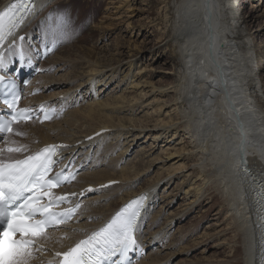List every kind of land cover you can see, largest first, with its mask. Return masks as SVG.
I'll return each instance as SVG.
<instances>
[{"label":"bare ground","instance_id":"1","mask_svg":"<svg viewBox=\"0 0 264 264\" xmlns=\"http://www.w3.org/2000/svg\"><path fill=\"white\" fill-rule=\"evenodd\" d=\"M66 1H68L67 8L72 10L75 17L78 8L76 0ZM8 2L9 0H0V8ZM41 2L42 0H37V4ZM104 3L106 6L101 7L103 15L97 22L96 28L91 27L81 36L72 29V31L68 30L63 40H71L73 44L63 47L44 62V67H47L53 61H68L74 67L71 79L77 83L60 90L43 92L32 99L33 103L48 100L52 103L65 104L64 101L69 97L73 99L82 90L86 92L96 89L97 84L111 82L116 76L123 79L134 77L130 86L133 89L129 91L133 90L135 95L110 96L101 102H96L90 97L91 99H88L90 104L81 111L67 112L60 122L55 120L42 125L20 124L19 126H24L27 134L25 137L15 139L27 144L31 151L51 143H71L72 147L65 149L64 155L66 159L74 156V161L84 169L83 163L75 156V152L82 146L103 147L102 154L107 157V155L112 156L118 147L116 145L123 139L124 149L119 153V156H122L125 149L135 146L136 141L144 134L148 133L147 138L151 137L155 141L164 143L169 136L179 135L183 131L187 140L182 141L185 144L181 149L192 157V163L183 166L184 170L190 168L187 176L192 182L185 194L189 195L188 200L191 195L193 197L189 202L182 203L179 213L188 214L194 208L200 207L204 202L202 197L205 196L209 203L217 201L221 204L218 212L227 213L225 217L228 221L227 228L232 232L229 243L230 253L225 263L261 264L259 242L264 235V211L258 207L261 201L257 191L259 186L251 187L250 182L260 179V172L264 170V65H260L264 57V43L256 41L259 27L264 25V6L260 10L254 8L247 16L240 0H105ZM58 4L55 0H51V4H46L39 14L30 18L33 22L22 31L27 35L25 39L27 49L30 47L29 41L38 43L42 38L49 40L46 38V31L51 21L48 19L47 10L52 5ZM134 9L142 12L140 17L138 16L137 23L130 19L137 15H131L125 20L128 14L125 16L122 14L127 10L133 12ZM108 10L110 11L107 12ZM258 11L261 13H256ZM210 16H212L211 24ZM259 18L261 20L255 24ZM110 19L119 21V24L127 22V29L131 28L132 33L138 28L149 29V37L152 36L149 40L153 43L149 48V57L162 60L161 64L164 65L163 71L167 78L164 86L149 91L162 94L160 106L151 113H146L148 117L156 115L153 120L146 116L143 119L126 116L131 114L136 116L140 110L138 104L148 94V91L143 93L146 84L142 83L141 79L152 76V73L147 70L148 67L141 68L140 63L144 60L142 46L133 47L136 51L133 49L123 51L116 47L112 52L106 47L96 46L97 40L107 35V32H113L109 27ZM147 38V35H144L140 43ZM93 42L94 44L91 45ZM133 71L135 72L133 76L132 74L128 76ZM42 79L47 81L49 78L43 75ZM41 86L40 83L36 85V87ZM43 88L47 89L45 84ZM140 88L143 89L137 93ZM114 103H121V106ZM65 106L68 108L67 105ZM30 124L37 127H32ZM52 130L55 133H51ZM102 130V135L91 141L86 139L94 136L95 133H101ZM35 140H38V143L35 144ZM150 146L152 148L153 143ZM146 150V147L140 149L142 155L121 167L120 172L116 169L118 161L114 163L115 159L104 169L89 172L86 167L79 174V179L67 187V191H81L89 186L96 187L113 181H118L119 184L112 192L110 191L111 195L106 193L104 195L103 192L101 196L94 198L90 193L84 200L86 203L80 215V218H86L82 219L84 222L81 223L79 218L80 223L77 226L70 225L64 230L52 232L55 240L49 246L55 250H62V247L70 245L83 236L85 231L95 229L102 224L124 203L149 190L146 200L148 208L143 210L141 220L143 225V220L151 215V204L156 200V197H153L156 191L154 184L159 185L164 180H168L169 183L177 173L169 172L164 178L158 176L157 180H149L151 185L144 184L136 190H130L133 179L153 166L152 158L146 157L144 152ZM245 162L249 169L247 185L242 181L240 173V168ZM178 168L180 166L175 169ZM121 179L130 185L126 192L123 191L124 187L120 189L123 186ZM119 189L121 197L116 198L119 193H112ZM109 196L114 198L106 202L105 198ZM165 197L167 198L161 204L159 213L151 218L152 224L158 214L163 217L160 213L164 205L169 207L175 196L169 193ZM96 200L99 205H94ZM166 208L167 216L164 224L155 231L149 230V233L161 231L165 236L168 232L166 224L176 218L178 213L173 210L167 211ZM88 217H96V219L88 222ZM151 223L148 227H151ZM72 229L75 230L71 231ZM192 231L191 228L178 229L174 237L180 240L181 232L188 237ZM61 234L68 236L63 240L60 238ZM178 238L175 241H178ZM151 239L146 241L147 244L142 242L149 250L150 244L157 238L152 241ZM170 246L172 243L165 247ZM180 249L174 252L172 249L166 251L162 248L160 252L165 254L163 256L158 251L150 250L139 264H165L169 262V258L179 253ZM46 257L50 258L51 253ZM179 264H182V261Z\"/></svg>","mask_w":264,"mask_h":264},{"label":"snow or ice","instance_id":"2","mask_svg":"<svg viewBox=\"0 0 264 264\" xmlns=\"http://www.w3.org/2000/svg\"><path fill=\"white\" fill-rule=\"evenodd\" d=\"M46 4H51V0H42L40 4L37 0H9L0 8V140L3 142L0 147V264H33L43 253H51V258H41L39 264H134L133 256L140 257L145 253L139 236L143 234L141 220L147 194L130 199L98 227L85 231L83 238L62 250H55L49 246L55 240L52 232L70 221L79 220L81 199L88 193L109 188L115 182L99 188L89 186L80 192L57 193V189L77 179L79 169L71 167L74 156L65 162L63 154V150L71 146L46 144L30 151L27 144L12 139L26 135L16 130L22 122L50 121L57 113L56 108L45 104L36 109L21 107V84L27 85L28 81H17L15 76V72L32 65L34 59L50 54L57 40H62L69 27L79 20L73 17L71 9L52 5L48 17L51 23L46 31L52 46L44 43L35 51L26 49L22 28ZM13 64L18 67L9 71ZM102 134L103 130L86 139L91 141ZM240 173L247 185L249 169L246 162ZM258 195L264 206V170L260 172ZM261 210L264 211V207ZM259 247L264 256V235Z\"/></svg>","mask_w":264,"mask_h":264},{"label":"rangeland","instance_id":"3","mask_svg":"<svg viewBox=\"0 0 264 264\" xmlns=\"http://www.w3.org/2000/svg\"><path fill=\"white\" fill-rule=\"evenodd\" d=\"M55 1L58 4L59 1L58 0ZM104 2L105 0H76L78 8L75 17H78L79 20L76 22L74 26H71V28L68 30L69 31L73 30L75 33H77V35L81 36L91 27L96 28L95 26L97 22L101 18V15H103L102 14L103 9H101V7L103 8L106 6ZM59 3L60 4L58 5H60L61 7L68 6V1L66 0L61 1ZM240 3L242 7H244L247 16L248 13L254 8L260 10L264 6V0H240ZM138 6H140V4ZM49 10L50 8L47 10V13L50 15ZM109 11L110 10H108L107 12ZM141 13H142L141 11L134 9L133 12L132 11L129 12V10H127L126 12L124 11L122 14H124V16L128 14V17H125V20H127L131 15H137V16H132L130 18L133 22L137 23L138 22L137 20L139 19L138 16L141 15ZM256 13H261V11H258ZM54 14L55 13H51V15ZM211 20H212V16H210V24H211ZM259 20H261V18H259L255 22V24H258ZM109 22H111V24H109V27L113 30V32L110 33L107 32V35L100 38V40H97L96 46L97 47L101 46L104 48L106 47L108 51L111 52L115 51L116 47H119L123 51H127L128 49H133L134 51H136V48L133 47L142 46L141 49H143V51L141 52L144 55V60L143 62L140 63L141 68L148 67L147 70H150L152 73V76L141 79L142 83L146 84L145 85L146 88L143 91V93L148 91V94L146 95V98L138 104L140 106V110H138L136 116L133 114L126 115V116H131V118L141 117L143 119L145 116L148 117L146 113H151L153 110H156L160 106L159 101L162 98L161 97L162 94L160 95L157 92L150 93L149 91L151 89L156 90L166 84L167 78L163 71L164 65L161 64L162 60H156L157 58L152 59L149 57L150 56L149 48L153 44L150 43L149 41L150 38L152 37V36L149 37L150 35L148 32L149 29L138 28L132 33V31H130L131 28L127 29V22L123 24H119L118 23L119 21L114 19H110ZM30 25L31 24H28L25 28L29 27ZM39 33L41 32L39 31ZM144 35H147L148 38L145 39L143 43H140L141 40L144 38ZM256 41L264 43V25L259 27V31L256 36ZM71 44H73L71 40L64 41L61 47L58 50L56 49L57 51L54 50L50 55H48L47 59L52 58L56 52L60 51L63 47L69 46ZM93 44L94 42L91 43V45ZM54 59L55 58H53V60ZM260 65H264V57ZM44 68L46 71L39 77L42 80L39 81L40 84H42L41 88H43L44 84L45 87H47V89L43 88L44 93H48L56 89L60 90L69 87L70 84L77 83L76 81H73L71 79L72 78L71 74L74 71V67L73 65L68 63V61L65 60L53 61V63L50 66ZM134 71L133 73L128 74V76L131 74L133 76V74L135 73ZM43 75H47L49 79L47 81H43L42 79ZM121 78L123 79V77L116 76L115 80H112L111 82H108L106 84L105 82L97 84L96 89L86 91L87 93L82 90L80 91V94L74 97L73 99L69 97L68 100L64 101L65 105L68 106L66 113L67 112L70 113L72 110L81 111L83 107L90 104V101L88 99L91 98L94 99L96 102L97 101L101 102L108 99L110 96L118 97L119 95L122 94L129 95V97L134 96L135 94L132 92L133 90L129 91L130 89H133L130 86L133 84L134 77H131L129 79L124 78L123 80ZM142 89L143 88H140L137 91V93L140 92ZM65 96L66 95H63V97ZM114 104L117 106H121V103H114ZM102 111L105 112L106 110H102ZM64 115L57 121L58 122L62 121L64 119ZM155 116L150 115L148 118L153 120L156 118ZM30 125L32 127H37L34 124H30ZM66 125L67 124H65V126ZM18 130L27 134V131L26 132L24 131V126H19ZM53 132L54 130L51 131V133ZM183 134L185 133L181 131L179 135L173 137L169 136L167 142L164 143L155 141L151 137L147 138L148 133L147 135L144 134L136 141L135 146H133L131 149L128 150L125 149L122 156H119V153L124 149V144L122 142L123 139L118 143V145H116L118 147H116V150L114 151L112 156L107 155V157H105L102 154L103 147L102 148L97 146L90 147V145L80 147V149L75 152V156L78 158V160H80L83 163V165H85L84 170L86 169V167H88L89 172H92L93 170L95 171V170L104 169L109 165V162L110 163L114 162L113 160L115 159L114 163L118 161L117 162L118 164L116 163V169H118V171L120 172L121 167L128 165L129 162H132L135 158L141 156L142 154L140 153V149L146 147L147 150L144 152H146L145 154L147 155L146 156L147 158H152L153 166L148 168L145 172L144 171L141 172L140 175L136 177V179H133L134 181L131 182L130 190L132 189L136 190L137 188H139L140 185L150 184V181L157 180L156 178L158 176H163L162 178H164L168 175L169 172H177V173L176 176L169 183L168 180H164L161 181L159 185L157 183L154 184L155 185L154 188L156 189V191L153 194V197L155 196L156 200L153 201V203L151 204L150 207L151 215L147 216L143 220V225H142L143 234L140 235V239L142 240V242L146 243V241H148L150 238H152L151 241L157 238L153 243L150 244L151 245L150 250H153V252L158 251V253L161 254L162 256L165 255L164 253L160 252V249L162 248H165L166 251H170L172 249L174 250V252H177L181 248L180 252L176 253L175 256L169 258V262L165 264H179V262L181 261L182 264H190L191 262H197L201 264H226L225 261L228 259L230 253L229 243L232 239V232L230 229L227 228L228 221L225 220L227 213L222 212L220 214L218 212V210L221 207V204L218 203L217 201H214L213 203H209L205 196L202 197L204 201L201 205L202 207L200 206L196 209L194 208L188 214L179 213L182 207V203L185 204L189 202L193 197V195H191L188 200L189 195L185 194V191L190 187L192 182L188 179L189 176H187L188 173L190 172V168L184 170L185 167L183 166L190 165L192 163L191 161L192 157L187 155L181 149L185 144V142L182 141L187 140V138H184ZM20 137H25V135ZM12 138L17 139L16 136H13ZM34 143L35 144L38 143V140H35ZM152 143L154 146L150 148L151 147L150 145H152ZM166 146H170V147H166ZM164 147L171 149L166 150ZM170 152L172 154H169ZM179 166L180 168L175 169L176 167ZM122 180L123 179H121V181ZM116 187L117 184L111 186L110 188H106L105 191L100 190L95 193H92V197L94 198L96 196L99 197L103 194V192L104 195L105 193L106 195H111L110 193ZM96 188H98V186H96ZM122 188L124 189L123 190L124 192L129 190L128 189L130 188L129 183L127 184L126 182H123V186L120 189ZM120 189L117 190L118 192L115 191L112 194H117L121 192ZM145 193L147 194L150 192L149 190H146ZM169 193L175 196L172 200V203L170 204L169 207H167V205H164V209L160 213L161 215H163V217L158 214V216H156L155 222L152 224L150 222L152 216L159 213V210L161 209V204L164 203L165 198H167L165 197V195ZM120 195L121 193L117 194L115 197L119 198L121 197ZM113 198L114 196H109L105 198V201L110 202ZM97 204L99 205L98 201L94 205ZM165 208L167 209V211L173 210L174 212L178 213V216L172 219V221H170L171 224H169L170 222L167 223L169 225L166 224V226H168V229L166 228L168 232H166L165 236L164 234H162L161 231L156 233L155 232L149 233L148 232L149 230L155 231L157 228L161 227V225L164 224L166 220L165 216H167L165 213L166 212ZM82 219H86V218L81 217L80 218L81 223L84 222V220ZM90 221L91 219H88V222ZM150 223L152 225L151 227H148ZM195 225H197V227ZM187 228H191V231L193 230L188 237L182 235V232L180 233V240L178 237H174V233L176 230L178 229L183 230ZM153 235L154 237H152ZM176 238H178V241H175ZM170 243H172V246L165 247L168 246ZM145 248H148V246L146 245ZM150 250L149 249L147 250L148 251L147 255L149 254ZM146 256H144V258Z\"/></svg>","mask_w":264,"mask_h":264},{"label":"water","instance_id":"4","mask_svg":"<svg viewBox=\"0 0 264 264\" xmlns=\"http://www.w3.org/2000/svg\"><path fill=\"white\" fill-rule=\"evenodd\" d=\"M253 183H259V185L258 186H260V182L259 181H256V182H251V184H253ZM258 189V188H257Z\"/></svg>","mask_w":264,"mask_h":264}]
</instances>
